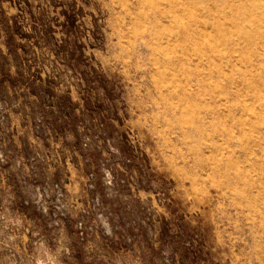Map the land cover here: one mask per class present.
Listing matches in <instances>:
<instances>
[{
    "label": "rangeland",
    "instance_id": "obj_1",
    "mask_svg": "<svg viewBox=\"0 0 264 264\" xmlns=\"http://www.w3.org/2000/svg\"><path fill=\"white\" fill-rule=\"evenodd\" d=\"M0 264H264V0H0Z\"/></svg>",
    "mask_w": 264,
    "mask_h": 264
},
{
    "label": "built area",
    "instance_id": "obj_2",
    "mask_svg": "<svg viewBox=\"0 0 264 264\" xmlns=\"http://www.w3.org/2000/svg\"><path fill=\"white\" fill-rule=\"evenodd\" d=\"M100 126L102 127V129L99 131V128H97V131L100 133L102 132V135L105 134V130H104V127H103V124H100ZM89 145H91V148H93V144L92 142H90L89 144V139H86L83 143V146L86 147V149L89 148ZM95 148H97L98 150L101 151L102 155L105 156V142H96V144H94ZM103 165V164H102ZM94 174H96L95 172H91V173H88L87 177H89V181H92L95 179L94 177ZM101 179H102V184L105 186V167L103 166L101 168ZM106 179H107V184H111V177L107 174L106 176ZM89 187L91 188H94V184L92 182H89ZM61 216L63 217H66V211L64 210H59L58 212ZM96 216H97V220H98V223L96 224H92V223H89V228H95V229H102V230H105V214L103 212H97L95 213ZM75 228L78 229V230H83L85 228V220H83L82 218L78 219L76 224H75Z\"/></svg>",
    "mask_w": 264,
    "mask_h": 264
}]
</instances>
